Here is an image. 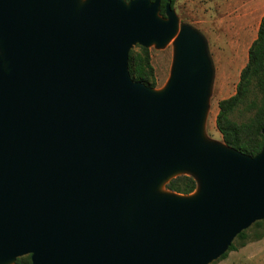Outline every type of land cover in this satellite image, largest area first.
I'll use <instances>...</instances> for the list:
<instances>
[{
	"label": "water",
	"instance_id": "1",
	"mask_svg": "<svg viewBox=\"0 0 264 264\" xmlns=\"http://www.w3.org/2000/svg\"><path fill=\"white\" fill-rule=\"evenodd\" d=\"M172 39L165 86L134 80ZM213 74L169 1L0 0V264H211L263 220L264 128L255 156L204 138Z\"/></svg>",
	"mask_w": 264,
	"mask_h": 264
},
{
	"label": "rangeland",
	"instance_id": "2",
	"mask_svg": "<svg viewBox=\"0 0 264 264\" xmlns=\"http://www.w3.org/2000/svg\"><path fill=\"white\" fill-rule=\"evenodd\" d=\"M173 9L178 18V30L184 25L190 26L205 41L214 74L202 132L208 141L223 142L215 125L217 102L236 90L240 70L247 62L256 22L264 14V0H176ZM139 46L133 45L132 49L138 52ZM148 49L155 89H161L171 74L173 39L163 47L153 44ZM248 115V112L238 111L232 114V118L240 122ZM162 189L167 191L164 184ZM254 231V228L248 229V235L252 236ZM211 264H264V244L253 243L247 249L239 247Z\"/></svg>",
	"mask_w": 264,
	"mask_h": 264
},
{
	"label": "trees",
	"instance_id": "3",
	"mask_svg": "<svg viewBox=\"0 0 264 264\" xmlns=\"http://www.w3.org/2000/svg\"><path fill=\"white\" fill-rule=\"evenodd\" d=\"M170 2L174 6L176 0H160V14L165 15V5ZM128 68L134 80L141 81L153 88V67L150 62L149 49L139 46L136 52L132 48L128 55ZM215 125L221 134L222 141L244 154L255 156L261 150L264 128V14L261 16L256 37L247 51V62L240 70L239 80L234 94L217 102ZM248 112L246 119L237 122L232 118L235 112ZM165 189L178 194L188 195L197 188V181L188 174L171 178ZM254 228L252 236L248 229ZM264 236V219L254 222L250 227L239 232L218 259H223L229 251L243 247L249 241L259 240ZM21 264H30V255H24L16 260Z\"/></svg>",
	"mask_w": 264,
	"mask_h": 264
},
{
	"label": "crops",
	"instance_id": "4",
	"mask_svg": "<svg viewBox=\"0 0 264 264\" xmlns=\"http://www.w3.org/2000/svg\"><path fill=\"white\" fill-rule=\"evenodd\" d=\"M262 15H263V14H262ZM262 15H261V16H262ZM261 16H260V18H261ZM260 18H259V19L257 20V22H256L254 38L256 37V33H257V29H258V25H259ZM254 38H253V39H254ZM253 243H256V244H264V236H263L261 239H259V240L249 241L248 243H246V245H244V246L241 247V248L246 247V249H247V247H248L249 245L253 244Z\"/></svg>",
	"mask_w": 264,
	"mask_h": 264
}]
</instances>
